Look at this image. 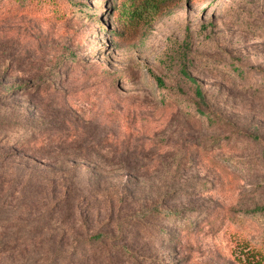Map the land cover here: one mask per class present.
<instances>
[{
  "label": "rangeland",
  "instance_id": "rangeland-1",
  "mask_svg": "<svg viewBox=\"0 0 264 264\" xmlns=\"http://www.w3.org/2000/svg\"><path fill=\"white\" fill-rule=\"evenodd\" d=\"M121 3L0 0V264L264 253V0Z\"/></svg>",
  "mask_w": 264,
  "mask_h": 264
},
{
  "label": "trees",
  "instance_id": "trees-1",
  "mask_svg": "<svg viewBox=\"0 0 264 264\" xmlns=\"http://www.w3.org/2000/svg\"><path fill=\"white\" fill-rule=\"evenodd\" d=\"M183 0H122L119 11L121 14V21L127 24V29L131 30L139 26L141 23L145 22L148 18H159L169 14L174 8L178 7L180 2ZM186 79L190 81L195 86L196 96L203 101L204 95L202 93L201 87L198 82L192 78L185 70L182 71ZM157 82L160 86H163V81L160 78H157ZM196 112L202 117H208L213 124V119L210 117V114L202 109V107H197ZM159 212L158 207H152L149 210H146L142 217H147L153 215L154 213ZM261 214L264 213V206L256 207L252 210H249L247 214ZM107 239L106 235L97 234L90 236L84 239H80L79 242H85L89 246L100 244L101 249L98 250L97 254L90 255L87 254L84 257H79V262L77 264H92L93 261L97 264H107V260L111 254V251L108 250L105 246V240ZM126 248H120V254L126 253ZM239 256L236 260L240 264H264V253L261 250L255 249L253 247L245 246L239 250ZM119 259L117 258V261Z\"/></svg>",
  "mask_w": 264,
  "mask_h": 264
}]
</instances>
